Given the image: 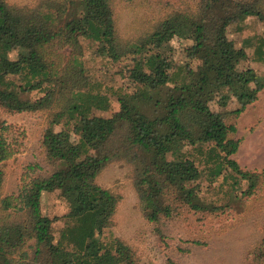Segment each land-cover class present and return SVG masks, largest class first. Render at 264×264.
Instances as JSON below:
<instances>
[{
  "label": "trees",
  "instance_id": "obj_1",
  "mask_svg": "<svg viewBox=\"0 0 264 264\" xmlns=\"http://www.w3.org/2000/svg\"><path fill=\"white\" fill-rule=\"evenodd\" d=\"M132 1L38 0L27 6L0 0V107L44 112L47 119L40 139L45 167L29 164L32 175L16 195L2 194V162L18 143L0 121V264H140L131 243L102 236L120 196L96 180L115 161L129 166L143 216L153 224L182 206L205 208L197 195L203 178L237 176L246 197L260 186L264 175L232 158L240 141L227 119L255 99L261 84L251 69H234L244 50L228 47L226 28L249 15L264 21V0H138L147 9L141 16L146 29L121 36L116 7ZM148 13L160 15L151 19ZM179 30L191 39L185 55L196 62L195 73L187 63L171 62L170 41ZM84 42L111 64L128 59L122 70L131 89L94 79ZM237 82L252 88L236 93V108L225 109ZM207 85L225 88L215 100L218 110L211 98L192 94ZM112 95L118 108L97 114L111 110ZM50 193L66 208L60 215L42 210Z\"/></svg>",
  "mask_w": 264,
  "mask_h": 264
},
{
  "label": "rangeland",
  "instance_id": "obj_2",
  "mask_svg": "<svg viewBox=\"0 0 264 264\" xmlns=\"http://www.w3.org/2000/svg\"><path fill=\"white\" fill-rule=\"evenodd\" d=\"M7 1L31 6L38 0ZM145 10L138 0L117 6L119 34L131 35L134 28L145 30L141 18ZM159 15L148 13L151 19ZM226 35L228 47H242L244 50L243 59L237 58L233 62L234 69H251L261 84L255 99L247 103L237 117L227 119L236 126L233 136L240 141L232 158L241 168L264 175V21L251 15L235 19L227 26ZM190 43L191 39L179 30L170 41L171 62L173 67L187 63L186 66L195 73L196 62H188L185 55V48ZM88 44L84 42L82 47L90 75L113 88L131 89V81L122 70L123 63L129 60L111 64ZM248 85L252 88L251 84L234 83L230 93L227 92L224 108H236L239 105L237 95L248 91ZM221 92L225 93V88L207 85L192 94L211 98V108L218 110L215 100ZM29 94L31 97L36 95L35 92ZM111 99V110L97 111V114L109 116L118 108L116 96L112 95ZM0 121L9 125L7 133L13 134L18 143L16 152L2 162L5 172L2 194L16 195L32 175L29 164L40 163L45 167L40 139L47 119L44 112L7 113L0 107ZM260 180L258 189L246 197L241 194L245 182L237 176L227 181L221 176L213 181L203 178L197 184V195L205 208L194 210L182 206L172 218H163L153 224L143 216L129 166L121 161L112 162L96 180L100 186L120 196L113 224L103 231L102 236L106 239L119 237L131 243L138 252L140 264H168V260L174 264H264V176ZM212 206L220 209L213 212L210 210ZM65 209L56 193L47 194L42 200V210L50 216L60 215ZM53 226L57 235L63 220H55ZM195 240L198 243H194Z\"/></svg>",
  "mask_w": 264,
  "mask_h": 264
}]
</instances>
